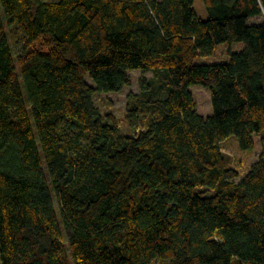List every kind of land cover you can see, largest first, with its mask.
Returning a JSON list of instances; mask_svg holds the SVG:
<instances>
[{
    "label": "trees",
    "instance_id": "16d2710c",
    "mask_svg": "<svg viewBox=\"0 0 264 264\" xmlns=\"http://www.w3.org/2000/svg\"><path fill=\"white\" fill-rule=\"evenodd\" d=\"M202 1L0 0V264H264V0Z\"/></svg>",
    "mask_w": 264,
    "mask_h": 264
},
{
    "label": "rangeland",
    "instance_id": "374dc122",
    "mask_svg": "<svg viewBox=\"0 0 264 264\" xmlns=\"http://www.w3.org/2000/svg\"><path fill=\"white\" fill-rule=\"evenodd\" d=\"M194 9L197 16L205 20L207 18L206 10L202 0H194ZM261 18H252L249 20L250 23H256L260 21ZM11 43V49L14 56L18 54V50L13 45V40L9 37ZM131 85L125 88L120 93H110V94H97L94 98L96 106L99 108L100 112L104 115L106 113L113 114L119 121L121 131L127 135H135L138 131L142 130L147 126V124L157 118V115L151 110H143L142 116L143 120L139 125L134 128H128L125 121V114L129 108L132 106L134 100H130L129 97H136L140 95L139 82L140 79H145L147 82L152 83L153 87H161L160 90L155 94L156 97L164 96V86L163 80L165 75L155 74L153 72H140L137 70L129 72ZM90 82V80L88 79ZM87 81V82H88ZM88 82V83H89ZM91 83V82H90ZM89 83V84H90ZM92 86V84H90ZM189 91L192 94L193 100L196 104V111L199 115L203 117L210 116L212 113V106L210 100V94L208 89L200 86H191ZM221 150L229 155L232 159L231 167L237 171L239 178L234 180V183H238L241 178L248 172L250 166L256 162L259 150L253 151H241L238 147L237 140L235 137H230L226 141L220 144ZM55 196L53 194V202L55 201ZM55 208H58L57 203H54ZM65 240V239H64ZM152 264H162L160 261L156 260Z\"/></svg>",
    "mask_w": 264,
    "mask_h": 264
}]
</instances>
